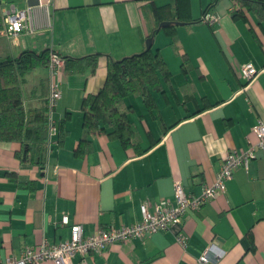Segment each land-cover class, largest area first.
<instances>
[{
	"label": "crops",
	"instance_id": "0c3cea01",
	"mask_svg": "<svg viewBox=\"0 0 264 264\" xmlns=\"http://www.w3.org/2000/svg\"><path fill=\"white\" fill-rule=\"evenodd\" d=\"M25 1L37 30L9 38L3 18L15 5L0 0L7 54H97L98 64L94 73L61 77L62 98L51 115L57 133L49 134L43 169L21 161L19 142H0V259L18 257L44 241L66 242L72 225H82L89 236L99 228L135 224L143 202L151 211L163 200L174 202L176 182L199 195L216 180L229 153L258 143L253 128L264 122V24L253 14L232 17V0ZM207 14L216 21L204 20ZM150 38L166 67L161 90L154 92L157 111L150 112L140 94L123 101L139 147L106 134L87 136L83 100L105 86L112 61L143 52ZM247 63L258 70L250 81L241 76ZM48 77L45 65L25 76L27 108L48 97L50 84L43 82ZM65 217L69 223L63 226ZM181 236L186 246L178 242ZM213 243L225 253L216 264H264L261 150L248 171L234 172L225 194L187 212L181 226L100 253L77 254L73 264H200Z\"/></svg>",
	"mask_w": 264,
	"mask_h": 264
},
{
	"label": "trees",
	"instance_id": "16d2710c",
	"mask_svg": "<svg viewBox=\"0 0 264 264\" xmlns=\"http://www.w3.org/2000/svg\"><path fill=\"white\" fill-rule=\"evenodd\" d=\"M231 15L245 18L253 14L264 24V0H232ZM154 17L160 22L158 9ZM0 30L2 25L0 24ZM0 58V142H19L20 159L43 169L47 162L50 106L48 97L43 98L39 107L25 106L23 85L25 76L40 65H48V51L37 53L25 51L20 56H11L4 51ZM64 58V57H63ZM65 73H94L98 55L80 58L65 57ZM162 76L166 78V67L161 56L152 49L144 50L108 66L105 86L96 94L83 100L81 110L85 134H106L120 141L124 146L139 147L136 133L123 109L126 97L140 94L148 110L157 111L154 92L161 90ZM50 77L43 80L48 85ZM47 91V86H46ZM47 93V92H46ZM45 97V95H44ZM88 141L89 139L86 138ZM141 152H144L142 150Z\"/></svg>",
	"mask_w": 264,
	"mask_h": 264
},
{
	"label": "built area",
	"instance_id": "2783aa9c",
	"mask_svg": "<svg viewBox=\"0 0 264 264\" xmlns=\"http://www.w3.org/2000/svg\"><path fill=\"white\" fill-rule=\"evenodd\" d=\"M216 17L207 14L204 20L216 21ZM5 34L9 38H15L20 33L34 34L38 26L32 7L18 10L12 6L4 14ZM48 70L50 74L49 106H50V127L49 134L57 133L51 117L53 109L62 98L61 77L65 74V60L56 51L52 50L48 54ZM258 70L252 63L245 64L241 69V76L246 81L252 80ZM258 143L248 150L229 153L216 176L213 183L202 187L201 193L195 195L188 193L180 182L175 183L174 202L163 200L151 207L147 202L141 204L140 210L142 218L135 224L120 227L99 228L92 235L86 236L82 225H72L70 240L51 244L42 242L35 248L26 247L20 256L0 259V264H41L50 261L54 264H73V258L77 254L100 253L109 246L117 243L127 242L132 239H145L150 235L165 231L173 226H181L189 211H199L207 203L227 192V184L232 180L234 172L242 168L248 171L249 164L256 157V151L261 150L264 155V122L259 121L253 128ZM67 217L63 218L62 225H68ZM178 242L186 246V239L179 237ZM224 252L217 251V244H211L199 259L200 264H216L223 258Z\"/></svg>",
	"mask_w": 264,
	"mask_h": 264
},
{
	"label": "rangeland",
	"instance_id": "374dc122",
	"mask_svg": "<svg viewBox=\"0 0 264 264\" xmlns=\"http://www.w3.org/2000/svg\"><path fill=\"white\" fill-rule=\"evenodd\" d=\"M11 1V5H15L16 9H24L27 7V3L25 0H9ZM10 5V4H9ZM6 47H10L9 39L7 38H0V58H3L2 54L4 51H6ZM48 68V66H47ZM24 95H25V86H23ZM126 102H128L127 99H125Z\"/></svg>",
	"mask_w": 264,
	"mask_h": 264
},
{
	"label": "water",
	"instance_id": "95a60500",
	"mask_svg": "<svg viewBox=\"0 0 264 264\" xmlns=\"http://www.w3.org/2000/svg\"><path fill=\"white\" fill-rule=\"evenodd\" d=\"M152 42H153V38L148 39L147 45H146V50H150L151 49Z\"/></svg>",
	"mask_w": 264,
	"mask_h": 264
}]
</instances>
